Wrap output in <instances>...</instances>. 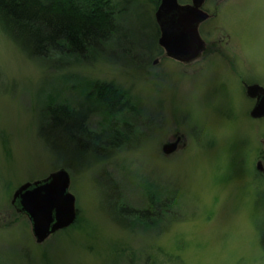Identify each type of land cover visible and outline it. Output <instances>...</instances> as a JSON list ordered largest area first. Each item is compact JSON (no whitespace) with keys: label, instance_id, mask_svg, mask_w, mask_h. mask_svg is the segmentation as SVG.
Here are the masks:
<instances>
[{"label":"rangeland","instance_id":"obj_1","mask_svg":"<svg viewBox=\"0 0 264 264\" xmlns=\"http://www.w3.org/2000/svg\"><path fill=\"white\" fill-rule=\"evenodd\" d=\"M160 1L109 0L117 33L84 54L29 57L0 29V264H264V204L252 184L264 116L251 117L254 100L221 58L183 64L163 54ZM216 4L209 39L228 33L249 83L264 87V0ZM101 83L121 89L120 109L98 110L94 91L74 118L95 108L87 122L107 138L115 123L124 140L104 160L63 140L60 112L50 114L56 104L79 108ZM176 132L187 145L165 155ZM60 168L78 215L38 243L13 196Z\"/></svg>","mask_w":264,"mask_h":264},{"label":"trees","instance_id":"obj_2","mask_svg":"<svg viewBox=\"0 0 264 264\" xmlns=\"http://www.w3.org/2000/svg\"><path fill=\"white\" fill-rule=\"evenodd\" d=\"M110 6L109 0H0V29L29 57L50 59L58 51L84 54L106 44L111 34L117 33L119 27L113 21ZM95 90L105 104V112L120 109L123 93L119 87L101 83ZM111 92L116 103L105 98ZM58 111L60 115L55 117L57 123L54 122L59 127L58 135L68 143H79L85 156L104 160L110 156H105L106 152L120 146L124 140L119 138L122 135L119 131L107 138L104 130L98 139H92L93 130L87 125L85 115L74 118L77 111L64 104L52 106L50 114ZM69 119L77 122L68 124Z\"/></svg>","mask_w":264,"mask_h":264},{"label":"water","instance_id":"obj_3","mask_svg":"<svg viewBox=\"0 0 264 264\" xmlns=\"http://www.w3.org/2000/svg\"><path fill=\"white\" fill-rule=\"evenodd\" d=\"M205 0H193L181 4L178 0H161L156 13L161 27L159 43L166 54L176 60L191 61L203 48L199 25L209 14L201 7ZM262 92L252 109L251 115L264 116V88L251 85L250 96ZM184 134L177 133L175 138L162 145L165 155L173 154ZM260 167V165H259ZM71 175L65 168L51 172L47 177L23 183L14 193L13 203L19 201L22 210L32 222V232L38 243L45 242L55 232L71 226L77 218L76 197L70 192Z\"/></svg>","mask_w":264,"mask_h":264},{"label":"flooded vegetation","instance_id":"obj_4","mask_svg":"<svg viewBox=\"0 0 264 264\" xmlns=\"http://www.w3.org/2000/svg\"><path fill=\"white\" fill-rule=\"evenodd\" d=\"M192 1L193 0H191L190 2H186V3H181L180 1L179 2L181 4H190V3H192ZM210 1L211 0H205V2L203 3V5L201 7L203 10H205L209 14L208 18H206L204 21H202L200 23V25H199V33H200V35H201V37H202V39L204 41L203 48L201 49L199 55L196 58H194L193 60H191L189 62L181 61V60H178V61L183 63V64H193V63H196V62H199V61H202V63L203 62L207 63V61H209L211 59L221 58L224 61L226 67L228 68V71L231 72L234 76H236L241 81L242 86L244 87L245 94L249 97L250 100H252V101L254 100L255 105H256L257 101L259 100L260 95H262V92H259L256 96H250L248 94L249 86L254 85V84L249 83L248 80H250V79L247 78L245 69L240 67V64L243 63L242 62L243 58L240 55V49L237 48L233 44V41L230 39V35L228 33H226V35H224L222 33V32H224L223 30H219V29L217 30L216 29L217 31L220 32V34H218V35L216 34V36H218V37L215 38V39H209V37H211L213 35V33H215V30L212 29L210 27V25L209 26H206V25H208L207 23H209L210 20H212V19H214V18H216L218 16V4H216L214 9L211 10V8L208 6V5H210ZM160 4H161V1H160ZM160 4H159V6H160ZM211 4H214V3H211ZM159 6H158V8H159ZM158 8L156 10V13L158 11ZM156 21H157V25L159 27L160 36H161V27H160V24H159V22L157 20V16H156ZM224 37H227V40H225ZM228 37H229V39H228ZM158 42H159V40H158ZM159 45L161 46L160 43H159ZM161 48H163V54H165L167 56L165 48L163 46H161ZM161 52H162V50H161ZM255 85H259V86L263 87L262 85H260L258 83H256ZM94 91H96V90L93 89L91 92H89L88 94L85 95L84 100L79 104L80 105L79 108H76V109L73 108V109H75V111L79 112V109L81 108V105L82 104H86V101L89 98H92V95H93L92 93ZM105 98L108 101L110 100V102H114V103L117 102L116 101V97H115L114 93H112V92L109 93V95L107 97H105ZM97 99H100L99 96L97 97ZM100 100H101L100 101V105L101 106L99 108H97L98 110H101L105 106L104 102H102V99H100ZM93 109H95V108H93ZM93 109H88L87 112L85 113V121L86 122H87L86 116ZM251 112L252 111H249L250 115H251ZM251 117L253 119H258L256 117H253L252 115H251ZM87 125L89 126L88 122H87ZM109 125L112 128H114V130H112L114 133H116V132L118 133L117 126L115 125L114 122L109 123ZM92 130H93V134L94 135H91V138L92 139H98L100 137L99 134H101L102 130H105V129H101L99 131L98 130H94V129H92ZM175 134H177V132ZM263 144H264V142H263ZM186 145H187L186 137L184 136L183 139L180 141V143L178 145V150L181 149V148L186 147ZM260 148H261V146H260ZM260 148H259V146L254 148L255 151H257L259 149L258 150V154L256 155V164H255L256 169L258 170V172H257V175L254 176L252 184L254 185V189H255V192H256V198L258 199V201H261L264 204V184H263L264 183V149L261 150ZM105 149L107 150L109 148L106 147ZM113 150H114V148L112 150L109 149L106 152V155L108 156V153H109V155H112ZM174 153H176V152H174ZM100 154H103V153L100 152ZM170 155H172V154H170ZM247 159L249 160V158H247V156L239 158L237 160V163H239L238 166H240V165L244 166L246 164V162H247ZM249 163H250V160H249ZM251 165H252V163H251ZM259 165H260V167H259ZM243 170H244V168H243ZM152 201L154 202V200H152ZM13 205H14V207H15L17 212L25 215L29 219V221L31 223V226H32V222H31L29 216L27 215V213H25L24 210H22V207H21L19 201H16V203H13Z\"/></svg>","mask_w":264,"mask_h":264}]
</instances>
